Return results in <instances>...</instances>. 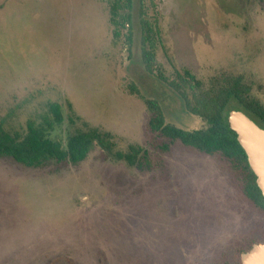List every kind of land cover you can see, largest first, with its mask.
Masks as SVG:
<instances>
[{
    "label": "rangeland",
    "instance_id": "374dc122",
    "mask_svg": "<svg viewBox=\"0 0 264 264\" xmlns=\"http://www.w3.org/2000/svg\"><path fill=\"white\" fill-rule=\"evenodd\" d=\"M152 73L144 69L139 0L113 39L101 0H0V123L62 119L48 135L112 134L116 149L148 146L147 109L192 130L199 117L159 75L172 65L199 79L244 72L264 91V0H152ZM130 29V31L128 30ZM161 40L160 41H158ZM163 168L138 171L95 148L77 164L26 168L0 157V264H225L264 227L238 178L217 156L179 143Z\"/></svg>",
    "mask_w": 264,
    "mask_h": 264
},
{
    "label": "trees",
    "instance_id": "16d2710c",
    "mask_svg": "<svg viewBox=\"0 0 264 264\" xmlns=\"http://www.w3.org/2000/svg\"><path fill=\"white\" fill-rule=\"evenodd\" d=\"M108 11V24L113 39L120 37L122 27H130L133 21L134 0H101ZM147 4L152 0H139V25L142 37V60L144 69L151 71L152 52L144 47L151 42L150 24L158 33L157 19L147 18ZM130 31V29L128 28ZM161 42V40L158 39ZM172 67L175 79L159 75L179 95L184 109L202 121L197 129H184L166 122L161 104L155 99H143L147 109L146 129L149 134L148 146L129 145L126 150L115 147L113 136L108 131L98 128L76 130L66 137L65 144L49 137L48 132L53 123L62 119L60 105L57 102L48 104V115L42 120H27L23 132H9L0 123V157L9 158L26 168H43L55 162L60 164H77L83 161L88 153L98 148L104 158L121 162L138 171L163 168L162 156L172 145L193 149L201 154L217 156L225 161L239 181L240 192L264 217V197L256 184V177L251 170L246 154L236 139V134L229 129L227 115L231 109H239L264 128V91L250 75L244 72L221 71L206 80L199 79L187 68ZM264 242V227L260 230ZM251 240L236 249L225 264H241L240 252L250 249ZM74 264V263H70Z\"/></svg>",
    "mask_w": 264,
    "mask_h": 264
},
{
    "label": "water",
    "instance_id": "95a60500",
    "mask_svg": "<svg viewBox=\"0 0 264 264\" xmlns=\"http://www.w3.org/2000/svg\"><path fill=\"white\" fill-rule=\"evenodd\" d=\"M226 120L246 154L256 184L264 197V128L239 109L229 110ZM240 259L241 264H264V242L252 244L249 250L241 253Z\"/></svg>",
    "mask_w": 264,
    "mask_h": 264
},
{
    "label": "flooded vegetation",
    "instance_id": "af4514ba",
    "mask_svg": "<svg viewBox=\"0 0 264 264\" xmlns=\"http://www.w3.org/2000/svg\"><path fill=\"white\" fill-rule=\"evenodd\" d=\"M262 237H263L262 232H260V230H258V234H256L255 237H253V238H246V239L244 240V242H243V243L241 242L237 247H238V248L242 247L243 244H244L246 241L251 240V239H252V241H251L250 244L252 245V244H254L253 240H261ZM260 243H263V242H260ZM241 253H242V252H240V255H241Z\"/></svg>",
    "mask_w": 264,
    "mask_h": 264
}]
</instances>
